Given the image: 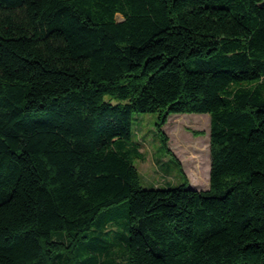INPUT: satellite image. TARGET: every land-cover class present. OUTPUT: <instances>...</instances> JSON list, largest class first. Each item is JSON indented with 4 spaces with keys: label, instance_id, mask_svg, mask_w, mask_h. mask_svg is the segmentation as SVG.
<instances>
[{
    "label": "trees",
    "instance_id": "trees-1",
    "mask_svg": "<svg viewBox=\"0 0 264 264\" xmlns=\"http://www.w3.org/2000/svg\"><path fill=\"white\" fill-rule=\"evenodd\" d=\"M262 1L0 0V264H264ZM153 112L208 189L141 185Z\"/></svg>",
    "mask_w": 264,
    "mask_h": 264
},
{
    "label": "rangeland",
    "instance_id": "rangeland-1",
    "mask_svg": "<svg viewBox=\"0 0 264 264\" xmlns=\"http://www.w3.org/2000/svg\"><path fill=\"white\" fill-rule=\"evenodd\" d=\"M121 19L122 16L118 15ZM159 113H135L132 124V141L140 145L144 158H136L141 185L145 188H165L178 186L185 181L180 166L195 189L205 190L210 186L211 169V119L208 113H175L170 115L163 126L168 135L169 152L166 150L156 123ZM205 141L207 152L204 157L203 179L198 174L199 154L195 144L199 139Z\"/></svg>",
    "mask_w": 264,
    "mask_h": 264
},
{
    "label": "water",
    "instance_id": "water-1",
    "mask_svg": "<svg viewBox=\"0 0 264 264\" xmlns=\"http://www.w3.org/2000/svg\"><path fill=\"white\" fill-rule=\"evenodd\" d=\"M260 7H264V0L260 3Z\"/></svg>",
    "mask_w": 264,
    "mask_h": 264
}]
</instances>
